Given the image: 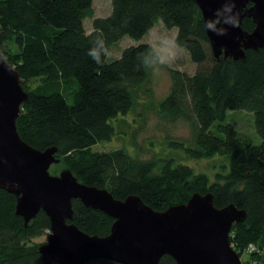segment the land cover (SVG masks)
<instances>
[{
    "label": "trees",
    "instance_id": "trees-1",
    "mask_svg": "<svg viewBox=\"0 0 264 264\" xmlns=\"http://www.w3.org/2000/svg\"><path fill=\"white\" fill-rule=\"evenodd\" d=\"M92 3L0 0V55L17 71L28 96L16 120L20 138L38 151L55 148V171L69 170L79 183L106 189L116 200L136 196L164 212L198 193L211 194L216 209L234 205L246 219L231 228L232 249L240 258L251 245L255 250L244 264H264V50L246 51L244 61L216 60L193 0H111L105 18H94ZM87 19H92L90 32ZM158 24L176 30V43L198 66L193 76L170 70V91L157 104L162 117L190 123V140H171L169 153L149 159L124 148L94 151L118 136L120 118L146 95L153 67H145L144 59L160 60L151 45L140 44L108 62L110 48L125 37L140 41ZM242 29L252 32V20L244 19ZM93 47L100 64L88 55ZM33 81L41 86L30 91L27 84ZM234 111L253 114L259 145L226 122ZM215 159L221 162L212 177L185 164ZM15 207L16 197L0 189V264H45L41 245L33 241L48 236V217L40 211L24 226ZM72 209L71 223L80 231L109 235L110 217L78 200ZM160 264L176 262L165 256Z\"/></svg>",
    "mask_w": 264,
    "mask_h": 264
},
{
    "label": "water",
    "instance_id": "water-1",
    "mask_svg": "<svg viewBox=\"0 0 264 264\" xmlns=\"http://www.w3.org/2000/svg\"><path fill=\"white\" fill-rule=\"evenodd\" d=\"M193 1L216 60L244 61L246 51L264 50V0ZM236 14L239 26L232 27L226 21ZM244 19L252 20V32L242 29ZM211 20L225 34L207 29ZM27 99L17 71L0 55V189L16 197L15 214L24 226L40 211L48 217L50 233L39 247L45 264H160L165 256L176 264H243L230 245V232L246 213L234 205L216 209L211 194L197 193L186 204L157 212L136 196L120 201L106 189L81 184L69 170L51 175L50 168L59 163L56 149L35 150L16 129ZM73 200L110 217L109 235L90 236L73 225Z\"/></svg>",
    "mask_w": 264,
    "mask_h": 264
},
{
    "label": "rangeland",
    "instance_id": "rangeland-1",
    "mask_svg": "<svg viewBox=\"0 0 264 264\" xmlns=\"http://www.w3.org/2000/svg\"><path fill=\"white\" fill-rule=\"evenodd\" d=\"M94 18H105L111 13V0H92ZM92 19L85 20L84 27L87 32L91 31ZM176 37V30H167L161 24L156 25L140 41L132 40L128 37L123 38L120 42L110 48L107 61L111 62L121 56V51L130 46L140 44H149L158 53L160 60L168 61L175 50L173 38ZM177 59L159 66L158 70L151 69L148 83L145 86L146 95H142L139 103L134 110L125 117L120 118L123 122L119 127V134L109 143L98 144L93 149L98 152H108L117 148H124L132 156L140 159H149L154 155L169 153L167 143L171 140L187 142L191 138L192 130L190 123L184 120L171 121L157 112V104L166 97L171 87L170 70H178L188 76H193L198 66L193 64L189 55L184 50L177 52ZM40 85L38 81L29 82L27 88L30 91L36 90ZM227 123L232 124L235 129L243 136L250 138L254 145H259L260 138L254 129L253 114L246 111L229 112ZM114 124V123H113ZM115 125V124H114ZM179 157H182L180 155ZM221 161L202 160L186 161L195 173H206L212 177L216 167ZM61 169L55 171L51 167L49 173L57 176ZM33 243L43 245L46 243V237L35 239ZM251 252L247 248L244 255L240 257L244 264L249 260ZM264 259V252H263ZM248 264H256L250 261Z\"/></svg>",
    "mask_w": 264,
    "mask_h": 264
},
{
    "label": "clouds",
    "instance_id": "clouds-1",
    "mask_svg": "<svg viewBox=\"0 0 264 264\" xmlns=\"http://www.w3.org/2000/svg\"><path fill=\"white\" fill-rule=\"evenodd\" d=\"M232 7H234V4L232 5ZM229 11H231V7L228 8ZM219 15V12H217V17ZM227 24H230L232 27H238L239 26V18H238V14L236 15H232L228 18V20L226 21ZM205 27L207 29H211L213 32H215L217 35H223L225 34V30L224 29H220V30H216L214 28V24H213V21H206L205 22ZM173 45L175 46V50L171 57L169 58L168 61H165V60H156V61H153V62H149V60L147 58L144 59V66L145 67H153V70L156 71L158 70L159 66L160 65H164L166 63H170L171 61H174L175 59H177V52L180 50V45L178 43H176V40L175 38H173ZM95 43V42H94ZM105 54H106V49H105ZM88 55H90L95 61L97 64H100L102 63L101 59L99 58V56L97 55L96 51H95V48H91L89 49V52H88Z\"/></svg>",
    "mask_w": 264,
    "mask_h": 264
},
{
    "label": "built area",
    "instance_id": "built-area-1",
    "mask_svg": "<svg viewBox=\"0 0 264 264\" xmlns=\"http://www.w3.org/2000/svg\"><path fill=\"white\" fill-rule=\"evenodd\" d=\"M49 233H50V231L48 232V234H49ZM248 249H249L250 252H252V251L255 250V248H254L253 246H251V245L248 247Z\"/></svg>",
    "mask_w": 264,
    "mask_h": 264
}]
</instances>
